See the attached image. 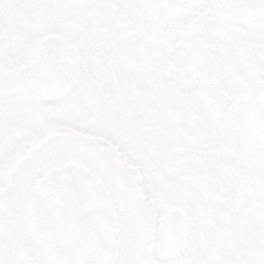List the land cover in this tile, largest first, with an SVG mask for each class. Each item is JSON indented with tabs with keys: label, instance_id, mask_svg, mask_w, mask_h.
<instances>
[{
	"label": "snow or ice",
	"instance_id": "snow-or-ice-1",
	"mask_svg": "<svg viewBox=\"0 0 264 264\" xmlns=\"http://www.w3.org/2000/svg\"><path fill=\"white\" fill-rule=\"evenodd\" d=\"M0 264H264V0H0Z\"/></svg>",
	"mask_w": 264,
	"mask_h": 264
}]
</instances>
